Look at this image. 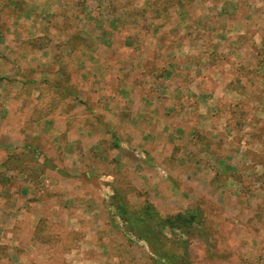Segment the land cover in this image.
<instances>
[{
    "label": "rangeland",
    "instance_id": "rangeland-1",
    "mask_svg": "<svg viewBox=\"0 0 264 264\" xmlns=\"http://www.w3.org/2000/svg\"><path fill=\"white\" fill-rule=\"evenodd\" d=\"M167 1L172 7L178 0ZM216 1L217 43L212 64L220 73L218 80L234 87L217 98L216 136L229 138L226 145L216 144V153L222 156L224 147L231 154L219 161L218 171L212 172L213 164L206 174L168 165L156 172L152 168L153 172L134 174L118 165L115 135L110 139L102 135L99 142L104 150L97 148L96 140L83 148L79 139L64 150L65 128L71 131L78 123L93 125L91 119L101 116V98L79 93L80 85L63 76L52 78L50 86L42 82L40 108L34 110L42 118L37 125L31 123L39 137L26 142L28 148L7 150L0 143V264H264L263 5L262 0ZM207 2L199 0L198 4L202 7ZM201 14L200 19L205 14L207 20L208 14ZM166 15L170 22L186 17L183 12ZM249 16L252 27L237 36L236 46L248 47V67L238 61L229 72L228 22H244ZM193 31L200 38L209 36L203 29L191 28L184 33L170 30L162 36L179 35L187 41ZM4 79L0 78V84L3 90L10 87L8 98L13 102L22 79L8 78L9 84ZM10 109L16 116L18 110ZM10 116L0 113V131H19L15 117ZM46 116L57 122L55 127L50 128L52 122L47 123ZM105 128L106 133L113 131L111 125ZM149 177L153 181L141 185ZM211 177H215L212 181L227 180L223 183L227 189L197 187L198 180ZM121 207L128 214L120 216ZM193 211L198 214L194 233L171 223L179 213ZM144 216L152 227L147 238L127 224ZM7 230L12 231L9 236Z\"/></svg>",
    "mask_w": 264,
    "mask_h": 264
},
{
    "label": "crops",
    "instance_id": "crops-1",
    "mask_svg": "<svg viewBox=\"0 0 264 264\" xmlns=\"http://www.w3.org/2000/svg\"><path fill=\"white\" fill-rule=\"evenodd\" d=\"M198 1L186 5L185 0H178L172 8L167 0H0V78L22 79L13 102L8 98L10 87L3 90L0 84V113L14 116L8 110L17 109L14 117L19 127L16 133L0 131L3 148L24 147L39 137L31 123L37 125L42 118L34 114L43 97L41 83L50 86L63 76L80 85L79 93L101 98V116L95 112L93 125L78 123L71 131L65 128L64 148L79 140L83 148L95 140L97 148L103 147L99 142L102 135L109 139L115 135L118 165L134 174L156 172L168 165L205 174L212 168L215 174L219 161L231 155L224 147L222 156L216 153V144L226 145L229 138L216 136L217 98L234 87L218 80L220 73L211 59L217 43V1L208 0L202 6L206 10ZM262 5L264 12V0ZM169 11L183 12L186 17L167 21ZM201 13L208 14L207 20L205 14L200 19ZM231 22L225 45L231 58L229 72L238 61L248 67V47L236 46L237 36H244L252 27L251 16L244 22ZM190 28L203 29L209 36L200 38L194 31L187 41L171 33L165 39L162 36L170 30L184 33ZM50 117L44 120L52 122L53 128L57 122ZM106 124L113 131L106 133ZM213 178L198 180L197 187L227 189L223 186L227 180ZM11 232L7 230L6 236Z\"/></svg>",
    "mask_w": 264,
    "mask_h": 264
},
{
    "label": "trees",
    "instance_id": "trees-1",
    "mask_svg": "<svg viewBox=\"0 0 264 264\" xmlns=\"http://www.w3.org/2000/svg\"><path fill=\"white\" fill-rule=\"evenodd\" d=\"M25 148H28L27 146H24ZM118 213L120 216H124L125 213H127V210H125L123 207L118 209ZM128 214V213H127ZM197 217L198 214L196 211L193 212H184V213H179L176 215L171 223L175 224L174 226L178 228H182L184 232L188 234H192L195 232V222H197ZM147 218L144 217H138L131 223H127L133 230L136 231L138 236L142 238H147L149 235V231L152 229L151 224L149 225L147 222ZM125 223V224H126ZM147 236V237H145ZM156 238V237H155Z\"/></svg>",
    "mask_w": 264,
    "mask_h": 264
}]
</instances>
